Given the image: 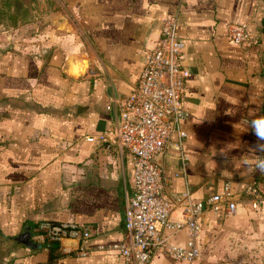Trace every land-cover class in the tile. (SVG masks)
<instances>
[{
    "label": "crops",
    "instance_id": "obj_1",
    "mask_svg": "<svg viewBox=\"0 0 264 264\" xmlns=\"http://www.w3.org/2000/svg\"><path fill=\"white\" fill-rule=\"evenodd\" d=\"M58 1L33 39H13L33 40L37 55L25 44L0 42L6 47L0 50V264H124L111 246L126 240L132 164L118 144V115L108 107L132 93L162 22L177 15L189 71L182 100L188 117L181 122L187 162L182 169L173 138L158 157L167 193L189 191L200 201L221 194L225 184L231 195L242 193L264 176L250 171L243 156L255 143L246 121L264 115V0ZM229 24L246 25L254 45L230 43ZM98 135L104 141H86ZM227 144L234 148L223 156ZM43 222L79 224L90 238L63 240L54 254L72 255L49 263L48 249H33L42 242ZM258 224L264 228V214L247 208L209 215L198 264H231L224 257L233 239ZM161 234L171 243L186 241L185 232ZM149 264L181 263L158 250Z\"/></svg>",
    "mask_w": 264,
    "mask_h": 264
},
{
    "label": "built area",
    "instance_id": "obj_2",
    "mask_svg": "<svg viewBox=\"0 0 264 264\" xmlns=\"http://www.w3.org/2000/svg\"><path fill=\"white\" fill-rule=\"evenodd\" d=\"M226 37L235 45L250 47L255 43L246 25L229 24ZM183 47L178 37V16L167 17L155 47L146 53L136 87L108 107L118 115V144L132 164L131 186L125 193L126 240L111 246L124 264H149L158 250L173 262L197 264L203 226L209 215L234 216L240 207L264 214V186L258 179L235 196L230 194L229 184L224 185L221 194L200 201L192 200L189 191L179 195L167 193L168 180L158 157L165 154L173 138L181 154L182 169L187 162L181 152L186 138L181 122L188 117L182 100L189 76L183 63ZM95 139L104 141V135L86 137L88 142ZM177 211L179 220L174 221L172 215ZM38 228L51 242L90 238L87 228L72 222H43ZM162 230L170 232V236L185 232L186 241L171 243L162 236ZM79 254L86 256L83 249Z\"/></svg>",
    "mask_w": 264,
    "mask_h": 264
},
{
    "label": "rangeland",
    "instance_id": "obj_3",
    "mask_svg": "<svg viewBox=\"0 0 264 264\" xmlns=\"http://www.w3.org/2000/svg\"><path fill=\"white\" fill-rule=\"evenodd\" d=\"M56 1L59 2L58 0H26L19 13L20 16H24L23 21L13 25L10 20L5 19L0 23V42L6 43L10 40L11 46L18 47L25 43L15 42L14 38L26 40L31 36L33 39L35 28L39 32V29L43 30L47 26L45 19L50 15L52 5L57 4ZM25 46L31 56L38 54L39 47L33 40ZM2 48L0 45L2 51L6 47ZM258 225L257 229L251 226L248 232L233 239L234 245L230 244V255L224 257L225 260H229L231 264H264V228Z\"/></svg>",
    "mask_w": 264,
    "mask_h": 264
},
{
    "label": "clouds",
    "instance_id": "obj_4",
    "mask_svg": "<svg viewBox=\"0 0 264 264\" xmlns=\"http://www.w3.org/2000/svg\"><path fill=\"white\" fill-rule=\"evenodd\" d=\"M226 114L234 115L235 113ZM248 130H251L255 136V143L249 145L247 153L243 155L247 157L244 163L250 171L264 172V115L254 114L251 119L246 121V131ZM231 145L233 144H227L220 150V154L227 156V153L234 148ZM240 146L239 144L238 147Z\"/></svg>",
    "mask_w": 264,
    "mask_h": 264
},
{
    "label": "trees",
    "instance_id": "obj_5",
    "mask_svg": "<svg viewBox=\"0 0 264 264\" xmlns=\"http://www.w3.org/2000/svg\"><path fill=\"white\" fill-rule=\"evenodd\" d=\"M25 1L26 0H0V23L5 19L10 20L13 25H16L20 21H23L24 16H20L19 13L22 10ZM258 180H260L264 186V176L258 177ZM38 233H39L38 235H40L42 239V242L33 244V249L34 250H38L42 248L48 249L50 251L49 263H53L61 258L64 259L72 255V254H66V255L60 254L56 256L54 252L55 250L59 249V243L46 240L45 232L40 229L38 230Z\"/></svg>",
    "mask_w": 264,
    "mask_h": 264
}]
</instances>
